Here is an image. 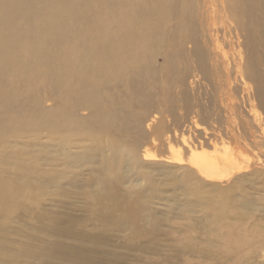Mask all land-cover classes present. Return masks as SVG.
Returning a JSON list of instances; mask_svg holds the SVG:
<instances>
[{
  "label": "bare ground",
  "instance_id": "bare-ground-1",
  "mask_svg": "<svg viewBox=\"0 0 264 264\" xmlns=\"http://www.w3.org/2000/svg\"><path fill=\"white\" fill-rule=\"evenodd\" d=\"M10 13L39 26L11 31ZM4 14L0 264H224L195 235L239 244L236 264H264V0H53L38 10L32 0H0ZM172 78L212 85L216 115L191 124L203 141L176 139L163 156L140 151L155 122L142 126L151 88ZM158 165L185 176L184 194L197 199L168 205L171 218L186 211L183 232L194 234L176 243L178 253L208 262L130 260L160 240L142 200L152 198L123 189L154 182Z\"/></svg>",
  "mask_w": 264,
  "mask_h": 264
},
{
  "label": "rangeland",
  "instance_id": "rangeland-1",
  "mask_svg": "<svg viewBox=\"0 0 264 264\" xmlns=\"http://www.w3.org/2000/svg\"><path fill=\"white\" fill-rule=\"evenodd\" d=\"M51 1L53 0H32V5L38 10V8L42 5L48 7ZM11 15L18 17L15 20L17 24L14 25L13 23L11 31L17 30L18 26L21 25L22 22H28L39 26V21L29 14ZM8 17L9 14H4L0 16V19ZM25 19L30 21H23ZM253 26H255L254 23L249 24L250 30ZM24 37L28 38V34H24ZM256 37V39L260 40H255V43L259 44L262 41V35L257 33ZM193 60L194 59L190 60V62ZM184 65L185 61L182 62L180 68ZM178 67L179 62H177V68ZM192 70L193 68L191 66V71ZM151 92L154 95V100L146 108L142 126L145 129V125L148 124L151 119H154L155 122L151 125L149 130H146L147 136L144 138V141L140 140L138 144L140 151L148 149L151 153L163 156L170 154V147L176 148V139L186 142L191 140L192 142H196V140L203 141L202 138H204V136L196 133L190 127L192 123L203 125L204 121H208L207 118H203L207 115V113L208 115H216L215 109L216 105L220 101V98H218L216 89L212 85H210L207 81L200 80L198 85L191 89L187 87V85L183 86L182 84L175 82L173 78L167 81L165 79H158V81L151 88ZM51 105V97L46 98L43 102V106L49 108ZM135 109L136 108L131 110ZM79 115L85 116L86 112L82 111ZM40 135L41 137L46 136V132L43 131ZM206 140H208V137H206ZM168 167L169 166L163 165L154 167L156 169L153 170L155 172L153 174V179H155L154 182L144 183L141 180L142 178H140L138 179L139 185L127 183L125 189H123L130 198H134L136 196V190L140 187L145 190V192L140 195L152 198V200L145 198H142V200L146 203V206L154 210L156 214L158 222L155 237L157 241L158 239L160 240L157 247H152L151 244H146L147 246L150 245L151 249H137L138 251L132 252L129 258L130 260L142 259V261L149 263L163 260L174 262L178 257L183 259L182 262H184V259H186V262H199L203 260L208 262L207 260L200 258L197 254L193 256H180L177 251V246L182 244L176 243L183 242L190 236H194V234L190 232H183V228L191 225L187 219L186 211L184 210L182 212L176 210V213L174 214L175 218H171V213L167 211L168 205L174 204L176 208H179V206H188L189 203L194 202L197 199L194 196L184 194L183 182L187 180V178L185 176L181 177L179 171H169ZM131 186L135 189L134 194H132ZM149 201H151V204H147ZM196 206L193 207V210ZM198 207L199 206H197L196 216H199L201 211L200 207L199 209ZM158 218H163L164 221L159 220ZM81 231L83 233L93 232L86 226H83ZM195 236V240L197 239L194 243L196 247L204 249L209 255L210 253L214 255L212 257L214 260H218L224 264H226V262L236 264V253L240 252L239 244H228L226 241L222 242L221 239H218L214 235L210 237L213 239V244H206L207 238L205 239L203 235H200V237L197 235ZM122 238L124 239V236H122ZM163 239L165 242H162ZM228 242L231 241L228 239ZM189 243H193L192 240ZM107 245L111 247L112 244ZM150 246H148V248H150ZM123 251H126V249H122L121 253L128 259V252ZM256 260L261 262L262 257H257ZM125 263L127 264L126 261Z\"/></svg>",
  "mask_w": 264,
  "mask_h": 264
}]
</instances>
